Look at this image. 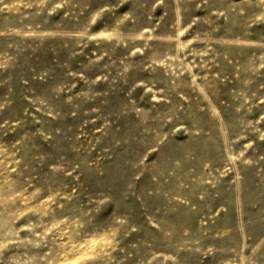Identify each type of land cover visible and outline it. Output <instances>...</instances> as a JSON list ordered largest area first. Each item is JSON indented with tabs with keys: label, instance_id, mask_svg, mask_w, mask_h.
I'll return each instance as SVG.
<instances>
[{
	"label": "rangeland",
	"instance_id": "374dc122",
	"mask_svg": "<svg viewBox=\"0 0 264 264\" xmlns=\"http://www.w3.org/2000/svg\"><path fill=\"white\" fill-rule=\"evenodd\" d=\"M0 264H264V0H0Z\"/></svg>",
	"mask_w": 264,
	"mask_h": 264
}]
</instances>
